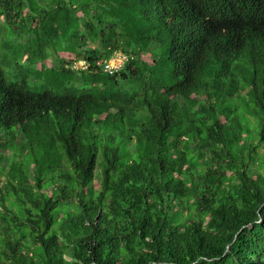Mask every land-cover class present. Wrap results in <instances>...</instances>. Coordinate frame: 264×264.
<instances>
[{
    "label": "trees",
    "instance_id": "trees-1",
    "mask_svg": "<svg viewBox=\"0 0 264 264\" xmlns=\"http://www.w3.org/2000/svg\"><path fill=\"white\" fill-rule=\"evenodd\" d=\"M0 264H264V0H0Z\"/></svg>",
    "mask_w": 264,
    "mask_h": 264
},
{
    "label": "built area",
    "instance_id": "built-area-1",
    "mask_svg": "<svg viewBox=\"0 0 264 264\" xmlns=\"http://www.w3.org/2000/svg\"><path fill=\"white\" fill-rule=\"evenodd\" d=\"M127 60V55L116 54L111 60L105 62L104 71L109 74H116L119 72V70L122 68V66L126 63Z\"/></svg>",
    "mask_w": 264,
    "mask_h": 264
},
{
    "label": "clouds",
    "instance_id": "clouds-1",
    "mask_svg": "<svg viewBox=\"0 0 264 264\" xmlns=\"http://www.w3.org/2000/svg\"><path fill=\"white\" fill-rule=\"evenodd\" d=\"M81 62H82V61H81ZM83 65H85V61H84V63H83L82 65L79 64V66H83Z\"/></svg>",
    "mask_w": 264,
    "mask_h": 264
},
{
    "label": "rangeland",
    "instance_id": "rangeland-1",
    "mask_svg": "<svg viewBox=\"0 0 264 264\" xmlns=\"http://www.w3.org/2000/svg\"><path fill=\"white\" fill-rule=\"evenodd\" d=\"M84 63V61L80 62L79 64L82 65Z\"/></svg>",
    "mask_w": 264,
    "mask_h": 264
}]
</instances>
